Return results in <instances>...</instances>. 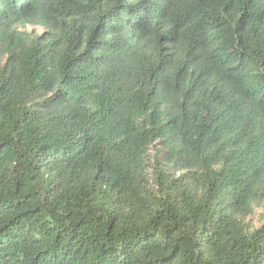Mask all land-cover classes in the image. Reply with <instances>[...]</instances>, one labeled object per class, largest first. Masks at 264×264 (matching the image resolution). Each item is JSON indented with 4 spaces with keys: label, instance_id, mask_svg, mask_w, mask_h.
I'll use <instances>...</instances> for the list:
<instances>
[{
    "label": "trees",
    "instance_id": "trees-1",
    "mask_svg": "<svg viewBox=\"0 0 264 264\" xmlns=\"http://www.w3.org/2000/svg\"><path fill=\"white\" fill-rule=\"evenodd\" d=\"M0 264H264V0H0Z\"/></svg>",
    "mask_w": 264,
    "mask_h": 264
},
{
    "label": "rangeland",
    "instance_id": "rangeland-1",
    "mask_svg": "<svg viewBox=\"0 0 264 264\" xmlns=\"http://www.w3.org/2000/svg\"><path fill=\"white\" fill-rule=\"evenodd\" d=\"M21 30L33 32L34 34H39V35L43 34V32H44L42 27H38V26H35L33 24H28L27 26H24V27L21 26ZM261 211H262L261 209H256L254 211V213L248 217L247 221L250 223V225L252 227L256 228V227H260L262 225Z\"/></svg>",
    "mask_w": 264,
    "mask_h": 264
}]
</instances>
